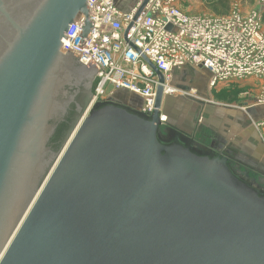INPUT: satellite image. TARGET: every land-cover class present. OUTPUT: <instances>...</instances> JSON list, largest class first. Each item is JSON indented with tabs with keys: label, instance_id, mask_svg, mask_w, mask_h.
<instances>
[{
	"label": "water",
	"instance_id": "obj_1",
	"mask_svg": "<svg viewBox=\"0 0 264 264\" xmlns=\"http://www.w3.org/2000/svg\"><path fill=\"white\" fill-rule=\"evenodd\" d=\"M88 11L0 0V264H264V190L195 146L162 85L150 115L126 90L88 111L97 67L63 45Z\"/></svg>",
	"mask_w": 264,
	"mask_h": 264
},
{
	"label": "built area",
	"instance_id": "obj_2",
	"mask_svg": "<svg viewBox=\"0 0 264 264\" xmlns=\"http://www.w3.org/2000/svg\"><path fill=\"white\" fill-rule=\"evenodd\" d=\"M143 1L87 0L88 15L79 14L65 32L63 45L97 67L90 107L123 89L139 96L141 112L150 115L159 85L163 94L190 95L169 83L172 71L186 65L209 71L212 87L257 77L262 93L256 101L264 104V0L246 14L237 9L224 15L189 14L175 0H148L135 18ZM86 19L92 28L83 35ZM150 63L163 74V83Z\"/></svg>",
	"mask_w": 264,
	"mask_h": 264
},
{
	"label": "crops",
	"instance_id": "obj_3",
	"mask_svg": "<svg viewBox=\"0 0 264 264\" xmlns=\"http://www.w3.org/2000/svg\"><path fill=\"white\" fill-rule=\"evenodd\" d=\"M199 1L202 3V0ZM210 81V72L201 67L186 65L172 71L170 85L186 91L191 90L194 94L189 97L182 93L168 95L172 101V122L191 132L193 143L198 147L205 150L213 149L212 145L219 146L222 150L229 147L228 151L237 157L254 159L263 172L261 174H264V140L260 131L258 133L254 120L246 112L247 107L256 105V97L248 93L240 103L245 108L220 103L211 95L210 89L224 86L228 81L218 82L214 87L210 85ZM130 95L137 96L133 93ZM257 106H260L256 112L258 121L264 119V105Z\"/></svg>",
	"mask_w": 264,
	"mask_h": 264
},
{
	"label": "rangeland",
	"instance_id": "obj_4",
	"mask_svg": "<svg viewBox=\"0 0 264 264\" xmlns=\"http://www.w3.org/2000/svg\"><path fill=\"white\" fill-rule=\"evenodd\" d=\"M175 4L178 5L184 12L189 14H210V15H224L230 13L232 10H240L242 13H248L254 7H258L260 4L259 0H212L211 3H206L202 0V3L199 0H175ZM261 1V0H260ZM262 13L264 12V6L261 8ZM263 25H264V20ZM239 78L228 80L224 86H218L215 89H210L211 95L218 100L220 103L231 104L237 107H243L244 105L240 104L245 97L251 93L253 97H259L262 93V83L257 80V77H252L253 79ZM252 82V83H251ZM258 82V83H257ZM189 94H193L189 92ZM194 95V94H193ZM256 105L258 102L255 100ZM84 115V114H83ZM258 122H264V119L258 121H253L254 124ZM256 127V125H255ZM163 128V127H162ZM258 133L262 135L264 140V126L256 127ZM257 134V132H256ZM242 162H246L241 159ZM246 176H253L254 179H248L244 176L243 173H240L244 179L252 183L254 186H257L264 190V174L261 169L253 167H240Z\"/></svg>",
	"mask_w": 264,
	"mask_h": 264
},
{
	"label": "flooded vegetation",
	"instance_id": "obj_5",
	"mask_svg": "<svg viewBox=\"0 0 264 264\" xmlns=\"http://www.w3.org/2000/svg\"><path fill=\"white\" fill-rule=\"evenodd\" d=\"M93 82H94V81H93ZM93 88H94V83H93V85H92V93H93ZM107 101H109V100L106 98L105 100L98 101V102H101V103H102V102H107ZM110 102L115 103L116 101H112V100H110ZM96 103H97V102H96ZM96 103H95V104H96ZM95 104H94V105H95ZM94 105H92L91 107L89 106L90 108H88V111H89L90 109H92ZM132 110H135V109H132ZM135 111H136V110H135ZM168 134H169V135H168L169 137L172 136L170 132H169ZM195 146H196L198 149L203 150L205 153L218 154L217 151H216V152H213V150H212L211 148H210V150H209V149H208V150H207V149L205 150V149H203V148L198 147V145H195ZM228 148H229V147H228ZM228 148L225 150L226 153H225V152H222V154L229 156L228 153H229L230 151H228V150H229ZM227 152H228V153H227ZM230 154H232V157H231V155L229 156L231 167L234 169L235 172H237V173L240 172V173H243V174H244V172L241 170L240 167H241V166H242L243 168L246 167V166H247V168L250 167V165H247V164H246V163H249V162H246V163H245L246 165H244V164L242 163V161H241V159H242L241 157H237V156L235 157V156H233L234 153H230ZM251 166H252V165H251ZM240 173H239V174H240ZM244 176H245L246 178H248V179H254L253 176H249V177H248V176H246L245 174H244Z\"/></svg>",
	"mask_w": 264,
	"mask_h": 264
},
{
	"label": "trees",
	"instance_id": "obj_6",
	"mask_svg": "<svg viewBox=\"0 0 264 264\" xmlns=\"http://www.w3.org/2000/svg\"><path fill=\"white\" fill-rule=\"evenodd\" d=\"M204 2H206V3H211L212 2V0H203ZM262 19L264 20V12L262 13Z\"/></svg>",
	"mask_w": 264,
	"mask_h": 264
},
{
	"label": "bare ground",
	"instance_id": "obj_7",
	"mask_svg": "<svg viewBox=\"0 0 264 264\" xmlns=\"http://www.w3.org/2000/svg\"><path fill=\"white\" fill-rule=\"evenodd\" d=\"M169 88H170V87H168V89L166 90V91H167V93H171V92L169 91V90H170ZM171 94H173V93H171Z\"/></svg>",
	"mask_w": 264,
	"mask_h": 264
}]
</instances>
